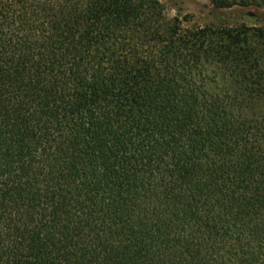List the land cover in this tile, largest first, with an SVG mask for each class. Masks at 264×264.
I'll list each match as a JSON object with an SVG mask.
<instances>
[{"label":"trees","instance_id":"trees-1","mask_svg":"<svg viewBox=\"0 0 264 264\" xmlns=\"http://www.w3.org/2000/svg\"><path fill=\"white\" fill-rule=\"evenodd\" d=\"M0 264H264V26L0 0Z\"/></svg>","mask_w":264,"mask_h":264},{"label":"rangeland","instance_id":"rangeland-1","mask_svg":"<svg viewBox=\"0 0 264 264\" xmlns=\"http://www.w3.org/2000/svg\"><path fill=\"white\" fill-rule=\"evenodd\" d=\"M168 21H179L184 28L199 25L264 26V9L257 7L220 8L216 0H161Z\"/></svg>","mask_w":264,"mask_h":264}]
</instances>
